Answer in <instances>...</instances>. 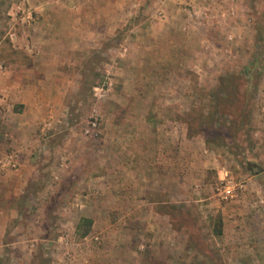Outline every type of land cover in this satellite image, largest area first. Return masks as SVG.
<instances>
[{"label": "rangeland", "instance_id": "1", "mask_svg": "<svg viewBox=\"0 0 264 264\" xmlns=\"http://www.w3.org/2000/svg\"><path fill=\"white\" fill-rule=\"evenodd\" d=\"M45 1L0 0V78L24 67L56 104L0 183L17 213L0 208V264H264V0ZM38 17L44 57L26 48L44 30L23 31Z\"/></svg>", "mask_w": 264, "mask_h": 264}, {"label": "crops", "instance_id": "2", "mask_svg": "<svg viewBox=\"0 0 264 264\" xmlns=\"http://www.w3.org/2000/svg\"><path fill=\"white\" fill-rule=\"evenodd\" d=\"M45 3V0H35V3H33L32 8L37 9V11L41 13V11L45 7ZM51 3L53 5L52 7L54 8H59L60 6L64 5V2L62 0H54ZM29 25L30 28L27 26L23 29V31H25V34H28L30 36L36 30L38 31V34L41 35L42 29L44 30V34L42 35V37L38 36L40 37V39H42V41L39 40L40 42H38L39 44L37 45L34 44L35 39L32 38V36L31 38L26 39L27 43H29V46L26 47L27 51H35L36 53H39L43 50V57L46 56L48 44L52 42V38H50L49 34L45 35V33H47L45 30L54 24H52V22L46 17H44L43 19H39L38 17V20H34L32 18V21H30ZM11 41H13V44H19V41L21 40L17 38L15 33H13L11 34ZM62 44L63 46L66 45L64 41H62ZM31 47H36L37 50H34ZM41 67L42 69L40 72H44V74L47 73V70H45L47 66ZM22 70H24V67L21 66L10 67L5 72H3V76L0 78L1 124L5 125L10 119H12L14 120V123L17 126V130L22 128H24V130L29 129L27 131L28 136H25L23 138V144H13L15 150L5 152L4 154V156L9 153H15L17 155L18 166L20 164L22 165L20 169L16 171V173L20 176H22L24 173V167L30 163V153L31 149L34 146V142L32 141L30 133V127H33V124L37 121V119L46 117L54 113V108L56 106V104L54 103V95L52 94L54 88L51 85L44 84L45 81L44 83L39 82L37 80L26 82L21 81V79H19L17 76L22 72ZM11 170L13 169H2L0 167V183H2L1 186H12V183L7 181L6 178L7 175L13 172ZM23 185L24 184L21 178L18 182L15 183L16 187H23ZM5 200L6 198L3 197L2 194H0V208H2V210L5 212V217H10V219L17 217V213L13 214V210L2 207V203ZM6 231L7 223H4V225L0 226L1 237L6 233Z\"/></svg>", "mask_w": 264, "mask_h": 264}, {"label": "built area", "instance_id": "3", "mask_svg": "<svg viewBox=\"0 0 264 264\" xmlns=\"http://www.w3.org/2000/svg\"><path fill=\"white\" fill-rule=\"evenodd\" d=\"M92 127L96 126V122H92ZM54 127L53 121L51 119H46L41 122L39 125V136H41L42 140H48L50 138V131ZM0 167L2 169H17L18 168V162H17V155L15 153H9L3 156V158L0 159Z\"/></svg>", "mask_w": 264, "mask_h": 264}, {"label": "trees", "instance_id": "4", "mask_svg": "<svg viewBox=\"0 0 264 264\" xmlns=\"http://www.w3.org/2000/svg\"><path fill=\"white\" fill-rule=\"evenodd\" d=\"M253 67L254 66L252 67L250 66L244 69V72H243L244 77H247L249 75L250 69H252ZM219 104L222 105L223 101H221ZM92 223L93 222L90 218L81 217L76 226L75 232L79 233L81 225H84L85 229L83 230V232H80V234L82 237H85L90 232ZM221 234H222V225H221V221H219V225L217 226V229H216V235H221Z\"/></svg>", "mask_w": 264, "mask_h": 264}]
</instances>
